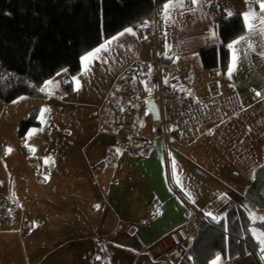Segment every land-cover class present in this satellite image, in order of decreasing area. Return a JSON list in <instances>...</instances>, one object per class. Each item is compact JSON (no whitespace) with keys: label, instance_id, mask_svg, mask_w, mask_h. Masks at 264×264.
Masks as SVG:
<instances>
[{"label":"crops","instance_id":"obj_1","mask_svg":"<svg viewBox=\"0 0 264 264\" xmlns=\"http://www.w3.org/2000/svg\"><path fill=\"white\" fill-rule=\"evenodd\" d=\"M261 2L171 1L166 3L170 4L167 12L165 6L160 11L154 7L149 35L141 38L127 28L80 58L83 79L93 86L96 94L104 101L109 96L117 100L108 108L113 124V112L122 107L114 89L131 79L132 86L141 92V76L131 68L137 63L153 65L152 25L157 24L164 42L158 53L159 68L161 70L160 62L164 60L171 65L168 70H161L164 84L176 87L197 101L202 100L200 103L224 101L234 96L240 106L194 141L183 135L163 139L156 125L158 120H152L154 125L145 134H138L135 130L142 128L144 121H137L136 126L133 119L130 131L151 140L150 146L128 155L117 148L116 142L117 154L112 150L108 155L113 162H106L113 166L96 171L83 165L86 170L81 175L77 172L75 177L88 186L81 193L64 187L63 180L52 181L53 176H66L69 172L59 166L54 170H36L27 178L22 176L25 180L9 173L4 180L0 178V205L4 198L13 204L12 220H0V237L9 240L12 228H20L21 224L27 235L19 249L8 252L17 256L15 264H93L100 258H105L106 264H190L185 253L197 234L195 219L215 224L231 207L238 205L249 218V213L255 215L257 220L252 222L263 220L264 212L253 209L244 196L255 172L264 165V23H261L264 11L259 7ZM229 13L240 14L246 25L244 35L234 40L240 42L232 41L229 45L233 46H228L229 68L234 56L236 58L231 76L229 69L224 75L204 69L199 55L202 49L220 44L215 25L231 16ZM246 13L256 17L251 21V31L245 21ZM156 16L157 23H154ZM147 36L151 37L150 46L145 42ZM84 57L88 59L83 60ZM117 80L120 81L115 85ZM63 88L62 92H71L70 84ZM147 103L135 108L140 110ZM38 125L28 133L38 130ZM59 126L54 130L56 141L64 135L70 145L81 144L77 141L81 137L77 131L84 130L83 124L70 128ZM113 126L121 136L124 130ZM106 151L107 148L102 156ZM88 162L86 157V165ZM38 163L41 167V158ZM188 221L185 230L189 241L181 246L178 257L155 262L143 252L149 243ZM251 236L255 245L249 246L247 254L233 258L218 256L217 264H264L262 251L257 255L254 252L257 247L262 248L264 235L253 230ZM80 242L85 248L75 251L76 243Z\"/></svg>","mask_w":264,"mask_h":264},{"label":"trees","instance_id":"obj_2","mask_svg":"<svg viewBox=\"0 0 264 264\" xmlns=\"http://www.w3.org/2000/svg\"><path fill=\"white\" fill-rule=\"evenodd\" d=\"M171 1L175 0H0V101L45 96L48 79L65 68L70 76L78 74L80 58L104 40L127 28L141 38L149 35L154 7L160 11ZM245 32L240 14L218 21L215 33L220 44L200 51L202 67L226 74L228 46ZM37 115L34 110L20 123L21 140L30 127L38 125ZM244 196L264 212V165L255 172ZM195 226L197 234L185 253L190 264H211L218 256L242 257L255 245L251 229L256 227L264 235V219L252 222L238 205L218 223L197 218ZM106 262L100 258L93 264Z\"/></svg>","mask_w":264,"mask_h":264},{"label":"rangeland","instance_id":"obj_3","mask_svg":"<svg viewBox=\"0 0 264 264\" xmlns=\"http://www.w3.org/2000/svg\"><path fill=\"white\" fill-rule=\"evenodd\" d=\"M145 40L150 46L151 37L147 36ZM170 66L165 60L160 62L162 71L164 68L168 70ZM83 73L79 72L70 76L68 68L62 69L45 82L43 86L45 96L24 95L10 103L0 101V178L2 180L8 173L12 177L16 176L20 180H25L22 176L27 178L36 170H54L55 167L59 166V168H65L69 172L66 176L65 174L53 176L52 181L54 179L56 181L63 180L64 187H71L81 193L88 186L82 185L80 179L75 176L77 172L81 175L83 170H86L83 165L89 170L96 171L110 168L112 164L108 165L106 162L112 163L113 161H111L112 157L108 153L112 150H115L116 153V142L118 143L121 136L116 132L110 120L108 108L117 100L111 96L106 101L100 98L93 86L83 79ZM119 81L117 80L115 85H118ZM65 84L71 85V92L64 93L63 90L61 91ZM206 93L205 90L204 94ZM198 101L202 102V100ZM34 110L38 113L36 120L39 128L28 133L34 126L30 127L24 140H21L19 125ZM131 114L136 126L137 121L141 119L144 121V126L135 130L138 134H145L146 131L152 129L154 122L145 106L141 107L140 110L132 109ZM59 124L68 128L76 124H83L84 130L77 131L78 135L81 134L80 139L77 140L81 144L75 142L70 145L64 135L59 141H56L58 138L54 136V130L60 127ZM84 143L86 144L83 145ZM104 146L107 151L102 156L103 150L106 149ZM86 157L89 158L87 165ZM38 158L43 161L41 167H39ZM100 164H103L104 167L100 168ZM47 186L50 187L49 180ZM5 195L11 197V195ZM5 202L10 203V208H7L6 214H0V220L8 222L13 217V204L8 198H4L0 205V211ZM252 207L257 209L253 205ZM249 216L253 217L251 220H257L252 213H249ZM253 230L262 233L256 227L251 229V233ZM25 231L23 224H21L20 228H12L9 240L7 238L3 240L0 237V250L3 252L0 259L3 264L17 263V256L8 252L10 250L15 252V249H19L21 243L27 240ZM76 244L75 251H82L85 248L81 242Z\"/></svg>","mask_w":264,"mask_h":264},{"label":"built area","instance_id":"obj_4","mask_svg":"<svg viewBox=\"0 0 264 264\" xmlns=\"http://www.w3.org/2000/svg\"><path fill=\"white\" fill-rule=\"evenodd\" d=\"M154 23H157V16ZM152 29L155 53L153 65L137 63L131 68L141 76V92L132 86L131 79L125 81L126 85L114 89V95L122 107L113 112L112 121L116 127L124 130L117 148L128 155L135 154L138 149L146 150L152 142L130 131L133 122L131 109L140 107L148 101L155 102L158 107L157 126L163 139H177L179 135H183L189 141L198 139L214 125L225 120L228 112L231 115L240 106L234 96L224 101L200 103L176 87L164 84L158 58V53L164 46L162 31L157 24L152 25ZM1 208L3 209L0 214H6L10 203L5 202ZM189 223L188 221L184 225L168 230L162 237L145 246L143 252L155 262L170 261L173 257H178L181 246L189 241L185 230ZM260 249L261 247L255 249L256 255Z\"/></svg>","mask_w":264,"mask_h":264},{"label":"snow or ice","instance_id":"obj_5","mask_svg":"<svg viewBox=\"0 0 264 264\" xmlns=\"http://www.w3.org/2000/svg\"><path fill=\"white\" fill-rule=\"evenodd\" d=\"M193 2H195V0H193ZM169 7H170V4H166L165 5V11L166 12H167V10H168ZM259 7H260L261 11H264V0H262V2L260 3ZM229 15H231V13H229ZM255 19H256V17H255L254 14H250V13H246L245 14V21H246V24L248 25L250 31L253 30V25H252L251 21L252 20H255ZM261 23H264V20H261ZM127 31L131 32V29H128ZM262 31H264V30H262ZM241 39H243V37ZM239 42L240 41H234V44L235 43H239ZM232 46L233 45H229V47H232ZM97 51H99V50H97ZM82 59L83 60H87L88 57H84ZM235 59L236 58L234 56L233 65L230 66V68H229V76H231V72L234 70V67H235ZM257 95H260V93H257ZM250 218H253V217H250ZM261 219H264V217H262ZM262 243H264V241H262ZM262 252H264V248H262ZM218 261H219V257H217L216 261H214L213 264H217Z\"/></svg>","mask_w":264,"mask_h":264},{"label":"water","instance_id":"obj_6","mask_svg":"<svg viewBox=\"0 0 264 264\" xmlns=\"http://www.w3.org/2000/svg\"><path fill=\"white\" fill-rule=\"evenodd\" d=\"M146 110L150 114L153 121L158 120V107L154 102H149L146 105ZM139 126H141V123H139Z\"/></svg>","mask_w":264,"mask_h":264}]
</instances>
